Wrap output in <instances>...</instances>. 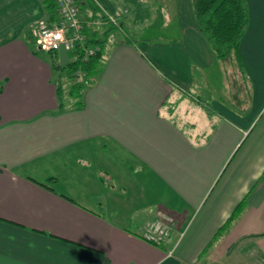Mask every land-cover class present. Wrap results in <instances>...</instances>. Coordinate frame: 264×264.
Segmentation results:
<instances>
[{"label":"crops","instance_id":"obj_1","mask_svg":"<svg viewBox=\"0 0 264 264\" xmlns=\"http://www.w3.org/2000/svg\"><path fill=\"white\" fill-rule=\"evenodd\" d=\"M247 1L238 61L216 58L191 0L157 11L178 44L142 48L125 31L139 5L75 0L105 24L74 106L53 67L71 55L25 38L45 0H0V264H264V0Z\"/></svg>","mask_w":264,"mask_h":264},{"label":"trees","instance_id":"obj_2","mask_svg":"<svg viewBox=\"0 0 264 264\" xmlns=\"http://www.w3.org/2000/svg\"><path fill=\"white\" fill-rule=\"evenodd\" d=\"M192 11L195 18L198 31L204 37L209 48L216 55V58L227 60L234 56L238 61L239 59V44L249 27V11L247 0H191ZM45 8L50 10L49 16L44 19L48 26H52L56 22V8L54 0H45ZM109 19L108 30L114 28L115 22ZM105 23V22H104ZM108 23V22H107ZM86 28V42L90 45L103 44L102 41L95 35V31L91 30L88 33ZM93 29V28H92ZM26 39L35 44L32 36L31 28H28ZM37 46V45H36ZM38 47V46H37ZM45 52L38 47L39 52ZM53 54L54 52H46ZM56 53V52H55ZM102 58L101 51L97 55L91 57L86 62L80 59L69 62L63 67L53 66L55 71H58L70 83L69 96L74 101V106L81 103L80 98L84 88L90 82L92 76L97 72L98 63ZM77 71L82 73V82H75V74ZM238 209H235L234 214L227 221L226 226H229L238 215ZM260 236H264L262 233Z\"/></svg>","mask_w":264,"mask_h":264},{"label":"built area","instance_id":"obj_3","mask_svg":"<svg viewBox=\"0 0 264 264\" xmlns=\"http://www.w3.org/2000/svg\"><path fill=\"white\" fill-rule=\"evenodd\" d=\"M56 22L48 26L46 21L40 20L30 27L35 44L45 52L65 51L70 54V62L80 59L86 62L101 50L100 44L90 45L86 42V28L104 25L103 18L85 20L80 17L79 7L75 0H54ZM110 20L114 22L113 18ZM80 71L75 74L74 81L82 82ZM152 230L146 235L149 241H160L167 235L168 229L164 226L153 225Z\"/></svg>","mask_w":264,"mask_h":264},{"label":"rangeland","instance_id":"obj_4","mask_svg":"<svg viewBox=\"0 0 264 264\" xmlns=\"http://www.w3.org/2000/svg\"><path fill=\"white\" fill-rule=\"evenodd\" d=\"M132 3V4H131ZM133 7L137 6L140 12V18L135 22L133 28L128 32L129 40L136 41L137 44L143 47L144 43L151 47L153 45H175L181 41V26L178 24L177 17L171 12L168 13V22L167 25L161 24L159 6L163 10V15L166 13L167 5L168 8L171 6L174 7V0H131L130 2ZM170 6V7H169ZM152 9V11H151ZM174 11V8H173ZM127 14V13H125ZM107 14L105 17H109ZM111 17V16H110ZM113 18V17H112ZM114 20V18H113ZM115 22V20H114ZM99 26H93L91 28L97 29ZM117 27V26H116ZM120 30L121 27L113 28V30ZM116 30L114 31L116 34ZM32 48H34L38 52V47L36 44L29 43ZM39 53H42L41 51ZM229 68V67H228ZM227 75V74H226ZM251 245V244H249Z\"/></svg>","mask_w":264,"mask_h":264}]
</instances>
